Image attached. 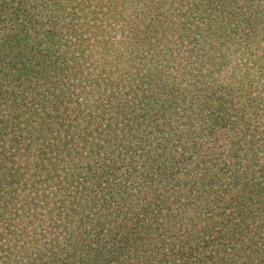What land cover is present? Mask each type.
I'll list each match as a JSON object with an SVG mask.
<instances>
[{
	"label": "trees",
	"instance_id": "trees-1",
	"mask_svg": "<svg viewBox=\"0 0 264 264\" xmlns=\"http://www.w3.org/2000/svg\"><path fill=\"white\" fill-rule=\"evenodd\" d=\"M252 59L264 0H0V264H264Z\"/></svg>",
	"mask_w": 264,
	"mask_h": 264
},
{
	"label": "rangeland",
	"instance_id": "rangeland-1",
	"mask_svg": "<svg viewBox=\"0 0 264 264\" xmlns=\"http://www.w3.org/2000/svg\"><path fill=\"white\" fill-rule=\"evenodd\" d=\"M246 70L243 73L245 75L244 79L250 80V89L246 88V95H248V98L250 99L252 97L255 98V101H253V103H251L250 101H246L245 107L252 109L251 111L257 109L262 114H264V76H260L262 78H258L257 75H255V73L258 74L260 72L258 62L256 64V62L252 59L247 63ZM239 94V97L243 96V92Z\"/></svg>",
	"mask_w": 264,
	"mask_h": 264
}]
</instances>
